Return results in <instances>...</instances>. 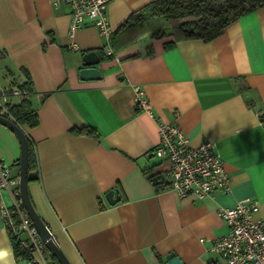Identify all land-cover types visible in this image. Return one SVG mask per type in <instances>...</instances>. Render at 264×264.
Here are the masks:
<instances>
[{"label": "crops", "instance_id": "crops-1", "mask_svg": "<svg viewBox=\"0 0 264 264\" xmlns=\"http://www.w3.org/2000/svg\"><path fill=\"white\" fill-rule=\"evenodd\" d=\"M152 1L110 2L106 38L87 26L69 36L65 0H0V91L30 78L38 124L22 126L36 153L28 194L70 264H164L170 252L183 264H222L210 250L227 232L217 209L254 198L264 219V6L210 41L166 47L171 37L148 36L153 22L119 29ZM107 48L101 77L80 79L82 54L101 58ZM135 88L149 112L135 107ZM160 121L191 146L215 143L228 193L199 200L155 188L149 177L165 168L152 155ZM84 127L98 137L77 131ZM19 156L16 136L0 124V159L12 175ZM0 264H31L15 258L1 223Z\"/></svg>", "mask_w": 264, "mask_h": 264}, {"label": "built area", "instance_id": "built-area-1", "mask_svg": "<svg viewBox=\"0 0 264 264\" xmlns=\"http://www.w3.org/2000/svg\"><path fill=\"white\" fill-rule=\"evenodd\" d=\"M112 1L65 0L70 16L69 36L87 26L109 38L111 29L106 9ZM70 48L77 49V45L72 43ZM105 53L111 55L112 51L107 48ZM19 94L17 90L11 93L0 91V115L14 121L8 111V99ZM134 102L137 109L149 112L147 100L138 88L134 89ZM158 134L159 140L152 155L165 164L167 187L179 197L193 196L202 200L231 190L229 175L214 142L203 141L191 146L177 126L161 121ZM257 212L258 201L254 198H245L232 207L217 209L227 232L211 240L210 250L219 256L222 264H264V219L256 218ZM0 223L11 240L16 259H25L31 264H48L45 256L48 251L24 207L18 175H12L11 166L1 159ZM54 264H58L56 260Z\"/></svg>", "mask_w": 264, "mask_h": 264}, {"label": "trees", "instance_id": "trees-1", "mask_svg": "<svg viewBox=\"0 0 264 264\" xmlns=\"http://www.w3.org/2000/svg\"><path fill=\"white\" fill-rule=\"evenodd\" d=\"M264 6V0H154L135 12L131 13L121 24L119 29L134 27L141 30L143 26L155 23L153 30L149 29L148 36L155 39L171 37L172 41L166 47L174 46L177 42L185 40L210 41L219 36L225 27L236 21L239 17ZM111 55H103L104 60ZM13 89L20 93V99L16 104H9L8 111L14 121L22 128H32L38 124L36 110L31 106L28 96L31 94V81L26 80L19 84H12L6 90L11 93ZM80 133L92 137H98L97 133L84 127L77 130ZM25 133V132H24ZM28 144L27 159V185L35 178H31L30 172L36 167L35 147L25 133ZM155 188L163 190L167 182L161 174L149 177Z\"/></svg>", "mask_w": 264, "mask_h": 264}, {"label": "water", "instance_id": "water-1", "mask_svg": "<svg viewBox=\"0 0 264 264\" xmlns=\"http://www.w3.org/2000/svg\"><path fill=\"white\" fill-rule=\"evenodd\" d=\"M100 58L95 51L85 52L81 56V65L78 70L80 79L96 80L101 77L99 69L96 68ZM0 124L6 126L16 136L20 145V156L18 160V188L24 204V207L35 227L38 235L44 243L47 251L54 257L58 264H70L69 260L57 244L52 236L47 225L36 212L27 188V159H28V144L23 129L10 118L0 115ZM105 199L109 204H114L118 201V195L115 190H109L105 194ZM164 264H183L180 258L174 252H170L165 257Z\"/></svg>", "mask_w": 264, "mask_h": 264}, {"label": "rangeland", "instance_id": "rangeland-1", "mask_svg": "<svg viewBox=\"0 0 264 264\" xmlns=\"http://www.w3.org/2000/svg\"><path fill=\"white\" fill-rule=\"evenodd\" d=\"M4 78H5V74L0 72V81L3 80ZM13 90H15V89H13ZM16 101H17L16 96H10V98L8 99V103H12V102H16ZM45 256H46L48 264H54L55 259L49 252H46Z\"/></svg>", "mask_w": 264, "mask_h": 264}]
</instances>
